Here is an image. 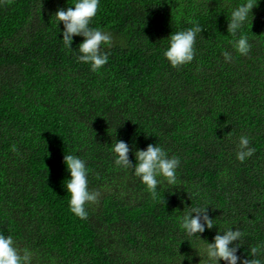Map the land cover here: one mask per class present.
<instances>
[{
  "label": "trees",
  "instance_id": "16d2710c",
  "mask_svg": "<svg viewBox=\"0 0 264 264\" xmlns=\"http://www.w3.org/2000/svg\"><path fill=\"white\" fill-rule=\"evenodd\" d=\"M241 3L100 0L91 26L112 43L94 73L64 47L54 16L74 0H0V233L30 249L32 264H181L184 256L192 259L182 264H205L197 253L219 227L243 232L242 258L264 243V0H254L243 29L246 56L227 33ZM192 22L203 29L195 57L173 68L162 55L167 38ZM241 135L255 149L243 163ZM116 139L133 163V151L150 143L178 156L179 186L158 187L153 200L115 167ZM65 154L87 162L89 187L100 192L86 220L68 210ZM197 206H209L217 224L201 239L177 222Z\"/></svg>",
  "mask_w": 264,
  "mask_h": 264
},
{
  "label": "clouds",
  "instance_id": "9594fccd",
  "mask_svg": "<svg viewBox=\"0 0 264 264\" xmlns=\"http://www.w3.org/2000/svg\"><path fill=\"white\" fill-rule=\"evenodd\" d=\"M100 0H74L73 6L67 9L61 7L55 12V19L60 25L63 24L62 41L65 48L72 50L77 63L90 66V70L98 73L109 60V54L105 46L110 47L111 35L100 27H92L93 18L97 16ZM254 0H243V3L231 9L228 20L227 33L234 39L230 42L232 49L240 56L248 55L251 45L249 38L243 29L249 22L250 13L254 8ZM203 31L199 23L192 22V26L172 33L167 38L168 46L163 50L164 59L173 68L190 64L196 54L195 44L198 34ZM83 37L77 48H73L74 37ZM225 63L231 62L232 53H222ZM110 147L113 163L116 168L131 171L153 200H159L158 187L165 184L179 186L177 170L181 159L178 156H169L165 149L159 144H148L146 149H135L133 155L135 162L129 158V144L122 140H115ZM250 139L247 135L239 137L236 159L243 163L252 157L255 149L250 147ZM16 151V146L12 145ZM64 164L69 173L66 182H63L68 196V210L80 220L88 218L87 206L98 203L100 192L89 187V168L87 162L75 154H65ZM215 219L209 215V206L191 207L178 217L179 229L188 237L201 239L200 234L206 228L211 230L217 224ZM243 232L236 227H225L218 229L211 242L204 239L205 247L201 253H197L205 264H264V243L251 246L248 257L239 256L238 250L242 246ZM239 241V243H236ZM197 250V249H196ZM33 253L30 249H20L12 235L5 236L0 233V264H32ZM191 260V256L184 259Z\"/></svg>",
  "mask_w": 264,
  "mask_h": 264
}]
</instances>
